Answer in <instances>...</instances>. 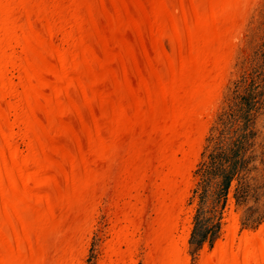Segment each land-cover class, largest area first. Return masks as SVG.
<instances>
[{"label": "bare ground", "instance_id": "bare-ground-1", "mask_svg": "<svg viewBox=\"0 0 264 264\" xmlns=\"http://www.w3.org/2000/svg\"><path fill=\"white\" fill-rule=\"evenodd\" d=\"M255 1L0 0V264H82L104 197L99 264H189L181 206ZM229 221L198 264H264V226Z\"/></svg>", "mask_w": 264, "mask_h": 264}, {"label": "rangeland", "instance_id": "rangeland-1", "mask_svg": "<svg viewBox=\"0 0 264 264\" xmlns=\"http://www.w3.org/2000/svg\"><path fill=\"white\" fill-rule=\"evenodd\" d=\"M243 27L220 98L210 119H205V134L181 206L178 235L184 226L190 229L185 249L189 264H198L219 241H226L231 215L237 218L235 242L242 233L253 234L264 226V0L251 5ZM106 198L93 218L82 264L104 261L111 239ZM152 204L150 199L147 228L155 225ZM146 251L142 244L136 264H144Z\"/></svg>", "mask_w": 264, "mask_h": 264}]
</instances>
